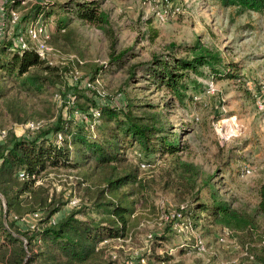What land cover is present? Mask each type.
<instances>
[{
	"label": "rangeland",
	"instance_id": "1",
	"mask_svg": "<svg viewBox=\"0 0 264 264\" xmlns=\"http://www.w3.org/2000/svg\"><path fill=\"white\" fill-rule=\"evenodd\" d=\"M80 1L88 0H18L14 8L18 21L6 16L1 21L0 15L3 40L14 45L18 37L27 40L23 30L33 19V6L50 2V15L40 18L56 46L47 62L69 66L63 77L52 75L58 80L56 85L45 81L40 89L25 76L0 70L4 91L0 141L7 131L18 137L34 136L38 130L26 129L30 121L47 127L57 117L63 121L73 115L79 118L67 108L75 105L71 96L76 93L80 106L92 103L82 95L98 107L103 103L122 106L128 99L156 105L166 119V131L177 135L182 149L176 155L145 154L129 141L122 148V161L96 165L85 158L77 167L48 168L36 179L34 188L40 195L62 202L50 220L56 222L76 212L80 219L107 225L108 214L98 206L111 201L105 179L111 173L135 170L141 179L137 192L129 194V185L121 188L128 193L132 209L126 234L100 244L106 255L130 263L144 261L146 254L154 252L169 256L166 264H264V215L256 211L258 188L264 183V10L238 14L216 0H98L109 18L103 30L77 18L76 3ZM163 10L165 16L160 18ZM64 17L66 28L58 34L59 20ZM197 41L218 51L222 62L216 66L218 73L202 67L201 75H191L198 84H188L183 101L156 87L140 70L129 78L133 63L153 55H185ZM120 51H127V61L118 68L109 63L112 53ZM103 63L108 66L99 73L101 78L92 81L90 74ZM30 72L41 74L35 68ZM80 117L87 118L85 114ZM113 123L101 116L95 126L92 124L96 139L102 140ZM70 151L74 160L76 150L72 147ZM176 160L194 165V180L179 176ZM211 193L249 215L252 229L224 226L202 210L198 203L209 202ZM0 201L3 205L2 195ZM181 205L184 209L195 207L196 212L173 217ZM36 213L37 217L24 215L28 219L24 224L39 223L43 212ZM198 240L204 243L203 250H199Z\"/></svg>",
	"mask_w": 264,
	"mask_h": 264
},
{
	"label": "trees",
	"instance_id": "2",
	"mask_svg": "<svg viewBox=\"0 0 264 264\" xmlns=\"http://www.w3.org/2000/svg\"><path fill=\"white\" fill-rule=\"evenodd\" d=\"M216 1L223 7L234 8L238 14L264 10V0ZM17 3L18 0L7 2L6 15H10V10L14 9ZM51 6L50 2L35 4L32 10L33 19L27 21L23 31L38 19L50 15L49 12L53 8ZM76 16L79 20L97 25L103 30L109 24L108 15L101 9L98 0L77 2ZM66 19L64 17L59 20L61 24L57 26L58 34L65 30ZM27 42L28 48L20 49L17 44L1 41L0 70L9 75L16 72L18 76H25L24 79L37 89L43 87L45 81L56 85L58 80L52 79V75L55 73L58 79L63 77L69 66L53 65L41 59L35 51L34 43L29 39ZM47 43L56 48L50 35ZM114 45L115 42L112 41L110 47L113 48ZM126 52L112 53L109 64L114 63L118 68L124 66L127 61ZM221 62L218 51H213L197 41L186 49L185 55H153L149 60L133 63L129 67V78L140 70L156 87L167 90L183 101L188 84H193L194 87L198 84L191 79V75H201L202 67H208L218 73L216 66ZM107 66L108 63L98 65L96 71L90 74L92 81L101 78L99 73L102 74ZM32 68L42 75L30 72ZM3 95L4 91L0 87V98ZM82 96L92 103L80 106L78 96L74 93L71 99L75 101V105H67L70 112H75L79 118L73 115L63 121L57 117V121L47 127L39 125L36 129L38 132L32 137H18L7 131L5 139L0 141V195L5 203L2 205L0 201V264H166L170 257L154 252L146 254L144 261H118L106 255L104 247L100 246L106 240L123 238L126 234L128 215L132 209L131 202L127 199L128 193L121 191V188L129 185V194L137 192L141 179L135 170L129 169L120 175L111 173L105 179V191L110 195L111 201L98 206H103L108 214L107 225L80 219L76 217V212H70L56 222L50 220L60 209L62 202L48 199L34 188L36 179L48 168L77 167L85 162V158L93 159L96 165L122 161V148L129 141L136 143L145 154L163 152L176 155L177 151L182 149L177 135L173 131H166V119L156 105L136 103L133 99H128L122 106L111 107L103 103L98 107L92 99ZM96 109L100 112L98 117L93 116ZM82 114L87 118H81ZM101 116L114 123L108 126V133L102 140H98L91 125ZM72 147L76 150L74 160L70 157ZM176 162L180 168L179 176L194 180L196 174L193 171H197L194 165L180 160ZM210 179V176L205 179L204 184H210ZM101 191L104 192V189ZM258 196L256 211L264 215V183L258 188ZM208 199L209 202L198 203L199 207L213 216L216 222L228 227L252 229L253 222L249 215L233 208L227 200L217 197L215 193H211ZM188 207L182 212L187 211L190 215L196 212L195 207ZM37 210L43 212V217L32 228L19 219L26 214L36 213ZM249 252L252 253V250L249 249Z\"/></svg>",
	"mask_w": 264,
	"mask_h": 264
},
{
	"label": "built area",
	"instance_id": "3",
	"mask_svg": "<svg viewBox=\"0 0 264 264\" xmlns=\"http://www.w3.org/2000/svg\"><path fill=\"white\" fill-rule=\"evenodd\" d=\"M9 0H1L0 1V15H1V21L5 20V16L8 17L9 19H12V21L16 22L19 20V15L18 13L12 9L10 10V15H6V7L5 5L7 4ZM166 13V10H163L161 12H159V16L160 18H163ZM2 25L0 26V43L4 38V34H3V25L4 22L1 23ZM26 37L27 39H29L32 43H34V48L35 51L37 52L38 56L41 59L47 60V58L49 57V55H52L54 52V48L51 47L48 43L47 40L49 39V32L47 29V25L45 22L37 20L35 23L28 25V27L26 28ZM17 45L19 46L20 49H24V48H28V42L25 38L23 37H18L17 38ZM100 114L99 110L96 109L93 112V116L98 117ZM39 127L38 123H35L33 121H30L27 123L26 125V129H29V131H34ZM20 175H22V173H20ZM185 205H181L180 209L178 211L177 214L172 215L173 217L176 218H181L182 217V210L184 209ZM33 215L35 217L38 216V213H33ZM16 218V217H15ZM21 221L23 222H27L28 223V219H26V217H21L19 218ZM34 226V224L29 225V228H32ZM221 241H223V238L220 237L219 238ZM197 246L199 248V250H203L204 249V243L201 240L196 241ZM246 255V254H245ZM250 258H252V256H250ZM143 261V259H142Z\"/></svg>",
	"mask_w": 264,
	"mask_h": 264
},
{
	"label": "water",
	"instance_id": "4",
	"mask_svg": "<svg viewBox=\"0 0 264 264\" xmlns=\"http://www.w3.org/2000/svg\"><path fill=\"white\" fill-rule=\"evenodd\" d=\"M5 204V203H4Z\"/></svg>",
	"mask_w": 264,
	"mask_h": 264
}]
</instances>
